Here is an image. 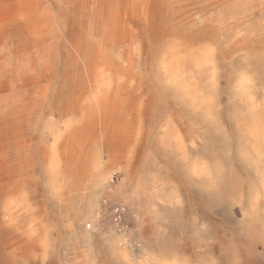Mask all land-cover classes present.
Wrapping results in <instances>:
<instances>
[{
	"label": "bare ground",
	"instance_id": "1",
	"mask_svg": "<svg viewBox=\"0 0 264 264\" xmlns=\"http://www.w3.org/2000/svg\"><path fill=\"white\" fill-rule=\"evenodd\" d=\"M46 104L66 131L49 123L53 142L41 144L31 127ZM218 144L262 173L264 0H0V195L36 172L85 184L100 157L119 165L120 191L157 152L175 178L213 194ZM15 222L0 219V264L13 262L6 251L43 252Z\"/></svg>",
	"mask_w": 264,
	"mask_h": 264
},
{
	"label": "rangeland",
	"instance_id": "2",
	"mask_svg": "<svg viewBox=\"0 0 264 264\" xmlns=\"http://www.w3.org/2000/svg\"><path fill=\"white\" fill-rule=\"evenodd\" d=\"M224 85L219 92L223 105L228 101ZM41 111L37 113L40 118L32 122V131L37 143H52L48 124L56 122L62 136L66 129L51 104ZM233 149L225 152L221 144L217 146L218 163L226 164L219 165L218 189L213 194H200L182 178H175L159 152L147 155L120 191L116 186L124 174L119 165L108 164L106 157H100L85 184H77L73 174L57 173L49 181L36 172L16 192L0 195V219L12 214L17 231L32 234L44 246L43 252L30 261L17 259L15 250L6 251L4 257L8 254L12 264H264V169L259 176L248 173ZM104 168L110 173L107 179L101 175ZM104 200L124 205L129 212L127 228L108 227ZM89 203H94L95 211L88 210ZM161 205L166 207L159 208Z\"/></svg>",
	"mask_w": 264,
	"mask_h": 264
},
{
	"label": "built area",
	"instance_id": "3",
	"mask_svg": "<svg viewBox=\"0 0 264 264\" xmlns=\"http://www.w3.org/2000/svg\"><path fill=\"white\" fill-rule=\"evenodd\" d=\"M103 208L105 210L108 227L117 231L128 227L129 212H127L123 204L118 201L104 200Z\"/></svg>",
	"mask_w": 264,
	"mask_h": 264
}]
</instances>
